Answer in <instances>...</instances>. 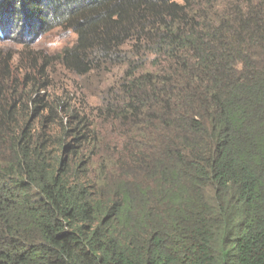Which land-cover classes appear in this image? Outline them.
Masks as SVG:
<instances>
[{"label":"trees","instance_id":"trees-1","mask_svg":"<svg viewBox=\"0 0 264 264\" xmlns=\"http://www.w3.org/2000/svg\"><path fill=\"white\" fill-rule=\"evenodd\" d=\"M13 27L122 68L109 104L154 154L93 182L90 121L0 50V264H264V0H0Z\"/></svg>","mask_w":264,"mask_h":264},{"label":"rangeland","instance_id":"rangeland-1","mask_svg":"<svg viewBox=\"0 0 264 264\" xmlns=\"http://www.w3.org/2000/svg\"><path fill=\"white\" fill-rule=\"evenodd\" d=\"M15 28L0 32V50L9 52L13 56V64L22 67L23 72H31L36 80L47 78L50 86L46 93L61 96V100L69 103L70 109L82 114L92 125L97 143L82 150L84 155L93 152L89 178L98 184L107 183L104 178L97 177L106 176L110 182H119L126 179L123 176L131 173L129 177L133 178L135 151L130 147L134 128L123 120L119 107L110 106L107 98V90L111 87H114L115 95L123 98L117 87L123 81V69L106 66L103 73L94 69L84 76L69 73L56 57L65 47L73 44L75 36L72 32L52 27L49 32L30 38L14 34L20 32ZM148 65L149 62L146 68ZM42 67H46V72L39 76L37 71ZM23 74L18 73L19 76ZM122 102L119 100L116 104L122 105ZM62 114H57L59 120ZM64 159H67V155ZM120 168H129V172H120Z\"/></svg>","mask_w":264,"mask_h":264},{"label":"clouds","instance_id":"clouds-1","mask_svg":"<svg viewBox=\"0 0 264 264\" xmlns=\"http://www.w3.org/2000/svg\"><path fill=\"white\" fill-rule=\"evenodd\" d=\"M70 31V30H69ZM71 32V31H70ZM146 140L145 139H143V138H141L140 136L138 137V140H137V144L135 145V147H134V151H135V158H134V161H133V163L135 162V161H137L138 159H140V158H142L144 155H145V153H147L148 154V156L151 158L152 156H153V154H154V152H153V141L152 140H150V142H149V144H148V146H147V148H146ZM72 167H74L73 165H72ZM135 167L136 166H134V170H135ZM123 168H120V172H123V171H126V172H129V168H127V169H123ZM134 173V175H133V178H130L129 177V175L131 174V173H128V175L127 176H123V177H125L126 179L125 180H123V181H126L127 182V180L128 179H130V180H133V181H135L136 183H138L139 181H142V180H144V178L142 177V176H139L138 174H135V171H133ZM112 183H114V182H109V184H112ZM141 183V182H140ZM98 185H100V184H98Z\"/></svg>","mask_w":264,"mask_h":264}]
</instances>
